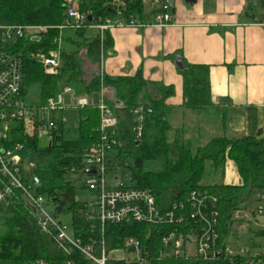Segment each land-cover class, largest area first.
Returning <instances> with one entry per match:
<instances>
[{"label": "trees", "instance_id": "trees-1", "mask_svg": "<svg viewBox=\"0 0 264 264\" xmlns=\"http://www.w3.org/2000/svg\"><path fill=\"white\" fill-rule=\"evenodd\" d=\"M69 1H76L79 10L91 15L87 27L81 30H64L58 27L66 20ZM111 0H0V27L40 26L48 28L38 40L24 37L16 44L0 46L19 58L23 70V94L33 106L43 107L54 99L64 87L72 88L76 97L90 100L104 89L108 92L106 104L117 118L114 138L118 145L106 156L108 173L118 178L125 189L150 191L158 206L167 207L185 201L192 192L208 193L217 198L220 231L227 237L235 222L232 216L255 192L264 196V139L259 137H230L227 113L215 104L210 84V67L191 65L183 59L184 68L179 69L182 79L183 109L203 117L211 112L219 115L220 132L202 145L196 138H185L189 129L184 125L174 127L171 108L167 102L175 95L173 85L146 80L142 70L134 76L111 77L99 73L91 81L85 73L80 55L100 66L102 59L113 50L114 42L109 31L104 38L89 34L90 26L106 18L117 20L134 18L145 22L142 0H126V10L113 8ZM61 38V67L55 76L45 73L37 61V54H48L58 49L54 41ZM179 53L167 56L175 61ZM63 87V88H64ZM33 89H38L32 102ZM143 107L142 135L136 139V122L133 111ZM78 121L73 126L59 122L57 130L47 146L40 145L37 135L31 136L22 127L12 128L5 146L13 143L24 145L22 153L23 174L29 173L28 162H35L34 174L40 185L37 195L51 201L58 216H71L77 236L98 237L96 229L91 233L92 223L86 213V200L92 195L81 181L83 155L99 143L100 112L92 105L77 109ZM209 114V115H208ZM208 115V116H206ZM211 117V116H210ZM209 121V120H207ZM233 161L242 180L240 185H224L215 179L222 177L226 162ZM210 177L212 183L202 182ZM9 186L0 172V192ZM252 213L254 210L251 211ZM107 242L111 245L125 237H138L143 243L147 232L156 226L110 225ZM264 236V232L258 234ZM59 257L53 236L44 234L22 192L13 190L6 201L0 202V264H27L37 259L54 261ZM153 264H191L184 260L163 259Z\"/></svg>", "mask_w": 264, "mask_h": 264}, {"label": "built area", "instance_id": "built-area-1", "mask_svg": "<svg viewBox=\"0 0 264 264\" xmlns=\"http://www.w3.org/2000/svg\"><path fill=\"white\" fill-rule=\"evenodd\" d=\"M143 5L151 7L153 23L167 27L172 21L170 0H142ZM111 6L118 11H125L126 0H111ZM66 20L58 30H81L87 27L91 15L79 10L76 1H69L66 8ZM146 25L141 21L126 18L113 20L106 18L90 29L97 30L104 38L105 32L117 29H140ZM48 28L40 26L0 27V46L16 44L24 37L39 39ZM58 46L61 38L54 41ZM37 61L48 75L55 76L61 67L60 46L48 54H37ZM103 74V73H102ZM69 95L73 105L79 109L91 104L86 97H76L72 88L64 87L59 94L43 107L33 106L23 94V70L19 58L0 49V172L7 179L9 186L0 192V202L6 201L13 190L22 192L23 199L33 212L40 230L53 236L59 257L54 261L37 259L27 264H153L156 260H184L191 264H264V252L251 254L248 248L231 247L229 235L223 237L220 231L219 213L216 197L208 193L192 192L185 201L160 207L154 195L148 190L125 189L118 178L108 173L106 156L118 145L114 138L117 118L106 104V93H100V104L95 107L100 112L99 143L83 155V167L79 171L82 183L92 193L85 201L86 213L92 223L91 233L96 229L98 237H82L75 234L71 227L63 223L47 198L37 195L35 189L40 182L34 174L35 162H28L29 173L23 174L22 153L24 145L6 142L12 128L22 127L28 135L52 139V132L58 129L59 122L67 123V118L58 115L66 110L64 98ZM75 103V105H74ZM143 107L133 111L136 122V139L142 135ZM261 202L250 212L253 218L264 215V196ZM52 208V209H50ZM247 218L243 210L235 212L232 221L242 222ZM149 225L156 226L147 232L146 240L138 237H125L117 244L107 242L110 225Z\"/></svg>", "mask_w": 264, "mask_h": 264}, {"label": "crops", "instance_id": "crops-1", "mask_svg": "<svg viewBox=\"0 0 264 264\" xmlns=\"http://www.w3.org/2000/svg\"><path fill=\"white\" fill-rule=\"evenodd\" d=\"M170 2L173 21L169 26L149 25L153 23L151 15L144 28L110 32L113 50L93 74L126 77L142 70L146 80L173 85L175 95L167 104L173 122L182 125L186 118L198 114L183 109L182 79L176 61L181 58L191 65L208 66L212 97L227 113L229 136L264 139V0ZM98 33L96 30L95 34ZM175 53L181 56L175 61L167 59ZM89 67L83 69L84 73L91 72ZM105 93L107 96L106 90ZM65 113L58 115L66 116ZM211 123L213 136L218 135L219 119L197 125L187 138L206 144L210 139L204 138ZM215 180L224 185L242 183L235 163L230 160L224 175Z\"/></svg>", "mask_w": 264, "mask_h": 264}, {"label": "rangeland", "instance_id": "rangeland-1", "mask_svg": "<svg viewBox=\"0 0 264 264\" xmlns=\"http://www.w3.org/2000/svg\"><path fill=\"white\" fill-rule=\"evenodd\" d=\"M145 6V13L147 15H150V9L148 5H144ZM79 7V4H78ZM96 33V30H89V34L90 35H94ZM80 58L82 60V66L83 69L86 68L88 65L90 66V70L91 72L87 73L85 72V81H91L92 77L94 76L93 73L98 72L100 68V66H102V64H100V66H98L97 64H93L92 62L88 61L85 57V53H82L80 55ZM64 86H62L63 88ZM38 92V89H33L32 91V98H30L32 100V102H34L36 100V94ZM64 102H65V107H66V113H65V117L67 118V125L73 126L77 123L78 121V112L75 109H71L70 107L73 105L72 101H71V97L69 95L65 96L64 98ZM91 104H93L94 106L99 105L100 104V96L96 95L94 96V98L91 100ZM75 105V103H74ZM209 115V114H208ZM206 115V116H208ZM211 116V117H210ZM210 116L208 117H203V116H195L193 118H186L185 123H183L188 129L189 132L185 135L187 138V136H191L192 131L195 129V127L197 125H200L201 123H205V121L209 120L210 122L213 121H218L219 119V115L215 112H211ZM194 119V120H192ZM210 124V123H209ZM181 125L180 122L178 123H174V127L177 129L179 128ZM207 135L205 136L204 140H208L210 139L214 133V125L213 123H211L210 127ZM216 136V135H215ZM214 137V136H213ZM40 139V145L42 147H45L48 145L49 143V139L47 136H42L39 138ZM212 179L210 177H206V179L202 182L203 184H210L212 183ZM257 196L258 193L255 192L254 194H252V196L248 199V201L246 202V204L243 206V212L245 215H247L246 217H243L242 222H237L234 227L231 230V233L229 234V242L231 247H243V248H248L251 252V254H257V253H262L264 252V236H258V234H260L261 232H264V216L262 217H256L253 218L250 215V212L252 210H254L257 206H258V202H257ZM52 209V208H50ZM62 221L64 224H66L67 226L71 227L72 224V219L71 216H63L62 217Z\"/></svg>", "mask_w": 264, "mask_h": 264}, {"label": "water", "instance_id": "water-1", "mask_svg": "<svg viewBox=\"0 0 264 264\" xmlns=\"http://www.w3.org/2000/svg\"><path fill=\"white\" fill-rule=\"evenodd\" d=\"M187 2H190V3H193L195 0H186ZM89 21H91V18H89ZM35 40H38V39H35ZM176 65L179 69H183L184 66H183V61L181 58H178L177 61H176Z\"/></svg>", "mask_w": 264, "mask_h": 264}]
</instances>
